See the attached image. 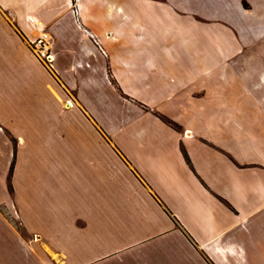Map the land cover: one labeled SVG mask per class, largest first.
I'll return each mask as SVG.
<instances>
[{
    "label": "crops",
    "instance_id": "0c3cea01",
    "mask_svg": "<svg viewBox=\"0 0 264 264\" xmlns=\"http://www.w3.org/2000/svg\"><path fill=\"white\" fill-rule=\"evenodd\" d=\"M219 12L0 0V264H264V70Z\"/></svg>",
    "mask_w": 264,
    "mask_h": 264
},
{
    "label": "rangeland",
    "instance_id": "374dc122",
    "mask_svg": "<svg viewBox=\"0 0 264 264\" xmlns=\"http://www.w3.org/2000/svg\"><path fill=\"white\" fill-rule=\"evenodd\" d=\"M205 1L210 5L215 4L220 9V18L215 19V21L222 27L224 34L227 32L230 36L237 39L232 40L230 44L223 42L221 45L222 51H229L228 46H230V50L236 55L237 59L235 62L237 67L243 68L240 70L241 73H248V70L245 69L246 67L252 68V71L264 70V0ZM238 5L240 6L239 8L237 7ZM223 17L228 18L225 19ZM237 47L240 50L238 54L236 53ZM244 56H246V59ZM255 75V78L258 77L257 81L256 79L253 82L251 78H242L241 83L248 85V88L253 89L254 93L258 95L264 94V86H262L264 84L260 80L262 75ZM240 98L243 99L244 97L240 96ZM258 100L263 102L264 97H260ZM257 114L259 113H255V115Z\"/></svg>",
    "mask_w": 264,
    "mask_h": 264
},
{
    "label": "built area",
    "instance_id": "2783aa9c",
    "mask_svg": "<svg viewBox=\"0 0 264 264\" xmlns=\"http://www.w3.org/2000/svg\"><path fill=\"white\" fill-rule=\"evenodd\" d=\"M29 45L41 63L47 68H53L55 55L53 52L54 42L52 34L39 28L33 36L29 38Z\"/></svg>",
    "mask_w": 264,
    "mask_h": 264
},
{
    "label": "trees",
    "instance_id": "16d2710c",
    "mask_svg": "<svg viewBox=\"0 0 264 264\" xmlns=\"http://www.w3.org/2000/svg\"><path fill=\"white\" fill-rule=\"evenodd\" d=\"M166 121L170 124V125H173V126H177L175 123L171 122L170 120H167Z\"/></svg>",
    "mask_w": 264,
    "mask_h": 264
}]
</instances>
